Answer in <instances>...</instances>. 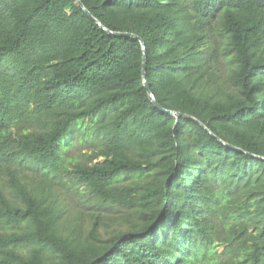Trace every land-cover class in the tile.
I'll use <instances>...</instances> for the list:
<instances>
[{"label":"trees","instance_id":"trees-1","mask_svg":"<svg viewBox=\"0 0 264 264\" xmlns=\"http://www.w3.org/2000/svg\"><path fill=\"white\" fill-rule=\"evenodd\" d=\"M80 1L145 52L77 0H0V264H264V0ZM144 62L159 105L207 129L153 106ZM96 115L105 161L74 175L140 222L81 246L17 165L57 170ZM133 175L153 178L118 185Z\"/></svg>","mask_w":264,"mask_h":264},{"label":"rangeland","instance_id":"rangeland-1","mask_svg":"<svg viewBox=\"0 0 264 264\" xmlns=\"http://www.w3.org/2000/svg\"><path fill=\"white\" fill-rule=\"evenodd\" d=\"M99 119L100 117L96 115L76 126L70 145L61 153L62 161L57 170L44 171L30 164L17 165L18 175L22 181L27 184L34 196L49 207L55 217L58 235L81 246L104 245L114 235L127 231L140 222L136 207L100 200L96 195H92L74 175V167L78 164L92 166L105 161V158L100 156L104 147V133L95 130ZM36 127L41 128L43 124H37ZM152 178L153 176L150 175H133L123 178L118 185L144 187ZM4 180L6 177H3ZM6 193L11 199H16L9 188L6 189ZM20 205L22 206V203ZM25 228L23 223H10L3 232L21 235L25 232ZM254 231L253 227L249 229V233ZM225 248L226 245L214 243L211 253L222 255ZM7 249L28 257L32 244H19ZM54 260L55 258L51 257L50 262Z\"/></svg>","mask_w":264,"mask_h":264},{"label":"water","instance_id":"water-1","mask_svg":"<svg viewBox=\"0 0 264 264\" xmlns=\"http://www.w3.org/2000/svg\"><path fill=\"white\" fill-rule=\"evenodd\" d=\"M79 6L84 10V12L90 17L92 18L96 23L97 25L103 29L104 31L108 32L109 34H113L115 36H130V37H134V38H137L140 40L141 42V45H142V48H143V51L145 52V46L143 44V42L141 41V39L139 37H137L136 35H133V34H129V33H119V32H112L110 30H108L107 28H105L97 19H95L90 13L89 11H87L83 5V3L80 1V0H77ZM143 83H144V86L147 90V93H148V97H149V100L150 102L153 104V106L158 109L160 112L164 113V114H169V115H172L175 117L176 119V122H177V119L179 116H184V117H187V118H191L193 120H195L197 123H199L201 126H203L205 129H207L201 122H199L198 120L188 116V115H183L179 112H176V111H170V110H166L164 109L163 107H161L159 105V103L157 102L154 94L151 92V90L148 88L147 84H146V80H145V62L143 63Z\"/></svg>","mask_w":264,"mask_h":264}]
</instances>
